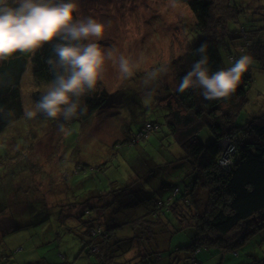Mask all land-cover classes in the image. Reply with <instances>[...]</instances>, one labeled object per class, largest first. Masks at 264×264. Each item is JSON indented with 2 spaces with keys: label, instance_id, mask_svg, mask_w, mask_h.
<instances>
[{
  "label": "trees",
  "instance_id": "16d2710c",
  "mask_svg": "<svg viewBox=\"0 0 264 264\" xmlns=\"http://www.w3.org/2000/svg\"><path fill=\"white\" fill-rule=\"evenodd\" d=\"M175 1L184 3L192 11V26L198 39L176 63L177 67L185 66L177 71L179 82L192 64L201 58L196 49L204 43H207L210 72L227 68L218 46L219 39L228 50L229 62L242 54H253V62L235 92L226 98L205 100L199 89H188L184 93L169 91L166 97L157 101L161 100L164 108L160 117L168 139L165 161L152 159L149 165L146 158L136 156L138 167L140 163L143 167H150L145 169L147 177L136 181L134 173L133 182L105 193L93 190L89 196L83 197L81 204L96 201L90 196L103 198L99 199L102 204L89 206L86 213L76 218L82 223L83 235L88 237L87 254L96 256L91 264H153L163 259V252L170 255L180 249L175 251L168 245L172 233L191 228L188 248L192 251L194 263L204 264L196 257L203 246L238 254L258 236L255 248L262 256H253L255 253L251 252L250 261L241 264H264V110L250 115L246 123L237 124L238 115L247 107L252 72L264 70L262 9H252L248 5L247 9L256 10L260 15L258 21L261 25L250 24L247 30L245 25H248L250 12L243 8L244 4L233 5L232 0ZM251 36L254 37L252 42ZM239 38L241 42L237 41ZM52 43L34 51L17 52L0 61V136L11 123L25 116L21 82L29 63L33 65L32 75L36 83H52L54 73L48 64L49 58L55 59ZM41 95L36 94L37 101ZM109 97L107 87L99 79L95 90L80 98L78 115L71 122L89 119L108 103ZM146 123L150 127L148 132L142 128L144 124L136 132H130L128 128L126 138L120 140L124 142L118 146L138 145L153 130L162 129L159 123ZM224 141L229 142L232 149L225 164ZM154 167L173 175L174 182L154 176ZM83 169L86 170L80 166L77 171ZM21 172L25 182L35 176L33 172ZM153 176L159 191L151 185ZM16 178V184H7V189H12L7 194L9 201V194H15L12 203L33 199L29 184H18L21 177ZM163 191L166 193L161 195ZM40 203L46 205L45 199L32 200L28 205L31 210H37ZM13 231L16 229L10 233ZM94 247L98 249L94 250ZM2 248L0 264H18L15 257L11 259L16 248H10L8 244H3ZM49 264L67 263L60 260Z\"/></svg>",
  "mask_w": 264,
  "mask_h": 264
},
{
  "label": "rangeland",
  "instance_id": "374dc122",
  "mask_svg": "<svg viewBox=\"0 0 264 264\" xmlns=\"http://www.w3.org/2000/svg\"><path fill=\"white\" fill-rule=\"evenodd\" d=\"M75 2L78 19L92 17L106 26L104 36L98 42L102 50L105 53L111 52L112 56H106L100 80L107 87L110 100L89 119L65 123L64 132L59 130L60 121L37 115L32 119L20 117L0 136V251L3 244H8L10 248L15 247L11 259L15 257L24 261L38 260L37 264L58 263L60 260L67 264L94 262L96 256L87 254L88 237L83 235L82 223L76 218L86 213L89 206L102 204L99 199L103 198L99 195L90 196V199L96 201L81 204L83 197L89 196L93 190L105 193L133 182L131 178L134 173L136 181L147 177L145 169L150 167H143L141 163L138 167L137 160L134 159L136 156L146 158L149 165L153 160L165 161L168 139L160 117L164 108L161 100L158 103L157 101L166 97L169 91L176 90L179 83L177 71L185 67H177L176 63L193 42L198 40L192 26V11L182 2ZM232 2L233 5L244 4V9L248 5L252 9L261 8L264 15V0ZM247 10L250 12L249 18H252V21L247 18L250 21L248 25L244 24L247 30L250 29V24L260 26V15L257 11ZM250 39L252 42L254 37L251 36ZM241 40L237 39L240 42ZM218 43L224 64L230 67L228 50L221 45V39ZM233 52L236 53L235 50ZM120 56L128 58L133 65V75L129 78H125L119 71ZM250 56L254 59L253 54ZM32 68L30 62L21 82L24 110L33 108L37 101L36 94H43L50 85L36 83ZM165 68L166 72L163 71ZM154 69L161 70L160 77L157 81H148L146 74ZM252 76L247 93V107L238 115V125L246 123L250 115L260 114L264 110V70L255 69ZM145 122L159 123L162 129L153 130L138 145L121 148L118 146L122 142L120 140L126 138L128 128L130 132H136L144 124L142 128L145 127L148 132L150 127ZM141 135L142 133L139 134ZM80 166L86 170L77 171ZM161 169L155 168L154 176L174 182V176ZM22 170H36L32 173L35 176L25 182L22 179ZM139 173L144 176L141 177ZM18 176L21 177L18 184H29L33 199L25 198V202L12 203V196L15 194H9V201L7 194L12 189H7V184H16ZM154 176L151 185L159 191ZM165 193L163 191L161 195ZM105 197L108 199L109 195L106 193ZM41 199H45L46 205L40 203L37 210H31L28 202ZM71 228L72 231H69ZM15 229L16 231L10 233ZM191 236V228L178 229L172 233L168 245L172 250L180 249L170 255L163 252V259L153 264H197L188 248L191 245ZM255 239L258 240L259 237ZM255 239L240 249L238 254L217 250L214 246H203L196 257L204 264L245 263L250 261L251 252L255 253L253 256H262L261 251L255 248Z\"/></svg>",
  "mask_w": 264,
  "mask_h": 264
},
{
  "label": "clouds",
  "instance_id": "9594fccd",
  "mask_svg": "<svg viewBox=\"0 0 264 264\" xmlns=\"http://www.w3.org/2000/svg\"><path fill=\"white\" fill-rule=\"evenodd\" d=\"M76 12L75 0H0V61L55 41V59L48 60L54 79L34 107L25 109V116L58 120L61 132L65 131L64 124L78 115L80 98L95 90L106 56H112L98 42L106 26L92 17L78 19ZM196 51L201 58L180 78L176 91L199 89L205 100L234 93L253 62L250 55L242 54L230 62V67L210 72L207 43ZM118 67L125 78L133 75L128 58L120 56ZM160 72L154 69L146 74V79L157 81Z\"/></svg>",
  "mask_w": 264,
  "mask_h": 264
},
{
  "label": "built area",
  "instance_id": "2783aa9c",
  "mask_svg": "<svg viewBox=\"0 0 264 264\" xmlns=\"http://www.w3.org/2000/svg\"><path fill=\"white\" fill-rule=\"evenodd\" d=\"M146 126L149 127V125H146ZM223 145L225 146V155H224L223 161L226 162L228 160V155L232 149H231L230 143L227 141H224ZM97 249L98 248L94 247V250H97Z\"/></svg>",
  "mask_w": 264,
  "mask_h": 264
},
{
  "label": "crops",
  "instance_id": "0c3cea01",
  "mask_svg": "<svg viewBox=\"0 0 264 264\" xmlns=\"http://www.w3.org/2000/svg\"><path fill=\"white\" fill-rule=\"evenodd\" d=\"M18 264H27V263H29V264H37L36 262V260H30V262L29 261H24V260H19V261H16Z\"/></svg>",
  "mask_w": 264,
  "mask_h": 264
}]
</instances>
